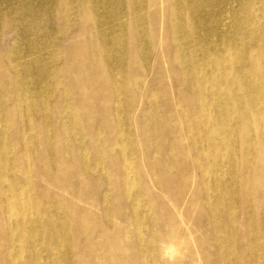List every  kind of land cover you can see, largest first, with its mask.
I'll return each instance as SVG.
<instances>
[{
  "label": "bare ground",
  "instance_id": "6f19581e",
  "mask_svg": "<svg viewBox=\"0 0 264 264\" xmlns=\"http://www.w3.org/2000/svg\"><path fill=\"white\" fill-rule=\"evenodd\" d=\"M152 18L160 24L161 62L167 69L160 74L167 82L159 87L149 86L144 72L135 68L145 63V53L128 50L124 31L129 25L135 39L154 47ZM0 26L32 36L18 40L15 52L10 48L0 55V235L5 248L0 264H77L76 227L68 212L39 190L32 173L43 146L57 151L54 166L59 159L66 170L83 163L76 170L82 181L101 183L100 226L105 238L115 235L120 264L127 261L124 249L139 255L140 262L130 259L135 264H161L163 255H179L176 246L163 249L154 211L131 185L130 162H136V178L141 177L137 156L127 159L124 149L118 150L121 143L112 142L125 135L114 126L124 104L140 110L138 123L155 120L150 173L159 184L173 186L187 218L198 212L209 220L217 237L208 239L209 258L217 251V262L226 256L234 263L239 256V264L261 263L262 237L246 236L248 244L241 246L233 229L241 218L254 217L246 211L259 207L264 212V0H0ZM79 26L100 27V54L78 46L50 50ZM45 66L64 72L79 67L77 86L51 81ZM17 79L26 89L23 96L13 92ZM61 109L71 110L75 123L80 111L92 121L104 116V128L91 127L96 157L88 158V145L78 147L87 142L80 126L73 140L44 133ZM103 163L111 170L100 171ZM123 210L137 219L132 237L127 225L115 223ZM182 220L193 239L192 228ZM202 223L198 220V227ZM139 227H151L153 237ZM203 249L199 243L198 259Z\"/></svg>",
  "mask_w": 264,
  "mask_h": 264
},
{
  "label": "rangeland",
  "instance_id": "374dc122",
  "mask_svg": "<svg viewBox=\"0 0 264 264\" xmlns=\"http://www.w3.org/2000/svg\"><path fill=\"white\" fill-rule=\"evenodd\" d=\"M150 23L154 39L157 41L154 47L148 45V43L143 44V42L135 39V32L129 25H127L126 28L124 27V31L128 50L132 53H137L136 51H143L145 53V63L139 61L135 64V68H137L138 71L144 72L141 74L145 76L147 80L146 83L149 86H151L150 84H152V86L154 84L159 87L164 80L167 82L166 76L165 78H161L160 76L161 72L166 69L161 62L163 50L159 43V38L161 39L162 32L157 19H150ZM99 32L100 27L92 30L91 28L79 26L72 32L55 40L54 47L50 50H65L78 46L79 48H85L89 54H97L98 52L100 54L101 43L98 37ZM25 37L28 39L32 38L31 35H25L21 32L14 33L12 30H7L0 26V55L10 48L13 50L12 52H15L16 46H14V44L17 43L18 40L25 39ZM42 39L46 40L48 37L46 36ZM36 40L40 41L41 39L36 38ZM39 49L40 46H38V50ZM12 58L14 59V56ZM44 69L46 73L50 75V80L56 81V84L64 81L69 87L75 88L80 80L81 71L79 67H75L67 72L62 71L59 67L55 68L53 66H45ZM13 88L14 94L18 96H23L26 90L20 87V81L18 79L13 81ZM139 111L138 109L129 107V105H122L120 111L116 113L117 119L114 126L115 129L120 128L121 131L125 132V135H116L112 139V142L114 141L118 145L121 143L118 150L120 148L124 149L123 154L127 159L133 154L137 156V164L140 166L141 177L140 179L136 178V162H130V178L133 179V184L131 185L138 193L140 192L142 194L139 197L140 200L151 205L155 214V235L159 236V241L163 249L176 246L180 250L179 255L174 257L163 255L161 264H200L201 261H203L204 264H239V256H237L234 263L229 262L226 256L218 257L219 262H217V248H215V250L212 248L213 251H216L214 252L215 256L213 259L212 257L209 258L208 239L211 238L214 241L217 239L209 220L207 218H202L198 212L193 213L190 218H187L184 207H179L176 204V192L172 190L173 186L159 184L152 177L150 173L152 163L149 158L154 151L151 135L152 124L155 120L147 118L145 122L142 120V122L138 123L136 120ZM151 112H153L152 109ZM77 114L78 122L75 123L71 117L72 111L61 109L55 117L51 118V127L49 130H45L44 133L46 134L49 132L59 137L66 135L70 140H73L75 138L74 129L80 126V133L83 136H87V142L78 147L88 145L92 152L89 153L88 158L91 159L92 155L94 158L96 157V150L98 148L96 145L97 136L94 134L91 127L101 126L104 128V126H102L104 116H97L96 120L92 121L90 116L82 111ZM141 123H144L145 128L139 125ZM38 124L40 126L39 122ZM104 143L105 145L107 144L106 147L109 146L106 138L103 141V144ZM134 145H136V148H132ZM74 146L76 147L75 144ZM76 152L79 155H85L84 150L78 149ZM38 155L41 161L32 168L33 176L37 182L40 183L38 186L39 190L47 191L51 199L59 203V206L68 212L73 227H76L73 233L72 245L77 264H120L119 259L115 255L117 247L115 235L113 234L111 239L105 238L100 226V221L103 219L104 212V201L102 202V195H100L101 183L99 181H93L91 183L82 181V177L76 170L83 168V163H76L77 165H74L72 169L66 170L67 167H65V162L59 159V166H54L53 159L57 157V151L53 148L43 146L39 149ZM87 164L90 168L93 167V163ZM61 166H63L64 170H62ZM111 167V164L103 163V165L99 167V170L107 172L111 170ZM260 172L264 173V167L260 169ZM111 174L116 176L114 173ZM192 179L193 176L190 174L188 180L189 184L192 183ZM253 212L255 214L251 220L246 218L243 220L241 218L233 229L241 238V246H247L248 237L246 238V236L251 237L253 234L254 237L260 235L264 244L263 209L257 207L255 210L250 209L248 212L246 211L249 215H253ZM116 216L117 217H114L115 223L117 225H127L130 231L128 237H132L137 230V219L135 215L123 210L120 219H118V215ZM183 218L192 228V233L195 234L193 239H191L188 233L186 222L182 220ZM198 220L201 222L203 221L201 227L197 225ZM1 226L2 223L0 221V227ZM151 227L139 228L142 234H148V236L153 237ZM225 230L226 232H231L229 228H225ZM171 231L175 232L174 236L169 234ZM2 242L3 238L0 235V253H5ZM199 243L202 244L205 251L203 249L198 259L197 250H199ZM124 251L127 259L124 264H135L130 262L132 258L140 262L138 254L134 257L131 256L128 249H124ZM243 251L246 252L247 248L244 247ZM260 264H264V259L261 260Z\"/></svg>",
  "mask_w": 264,
  "mask_h": 264
}]
</instances>
